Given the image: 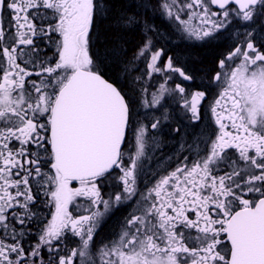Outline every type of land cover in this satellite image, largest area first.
<instances>
[{
    "label": "snow or ice",
    "instance_id": "snow-or-ice-1",
    "mask_svg": "<svg viewBox=\"0 0 264 264\" xmlns=\"http://www.w3.org/2000/svg\"><path fill=\"white\" fill-rule=\"evenodd\" d=\"M136 6L153 9L150 0ZM113 8L114 0H0V264H97L95 234L133 202L97 249L100 264H264V0H163L176 38ZM137 27L143 39L125 59L128 49L106 33ZM229 29L238 43L210 78L156 47L157 39L203 42ZM47 48L52 55L41 56ZM157 75L149 93L145 77ZM210 94L217 127L178 142L191 160L169 156L153 167L146 145L161 146L160 129L174 119L162 101L178 97L195 124ZM113 184L120 190L102 192ZM41 192L54 211L29 245L28 225L42 223L32 211ZM69 234L79 238L70 251Z\"/></svg>",
    "mask_w": 264,
    "mask_h": 264
},
{
    "label": "flooded vegetation",
    "instance_id": "flooded-vegetation-1",
    "mask_svg": "<svg viewBox=\"0 0 264 264\" xmlns=\"http://www.w3.org/2000/svg\"><path fill=\"white\" fill-rule=\"evenodd\" d=\"M125 1V0H124ZM129 9L132 10V13H135L139 19L147 20L150 22V24H154L156 26V29L160 32L167 33L168 35L172 36L173 38H176V33L173 31L174 24L172 21H170L166 16L162 15L158 4L162 3L163 0H150L151 5L153 6L152 10H149L145 12L143 9L137 10V4L142 3L143 0H127ZM181 2H184V0H181ZM213 11L217 10V6H210ZM131 13V14H132ZM7 14H5V20H7ZM182 19H187L186 15H182ZM193 23H198V21L194 20ZM139 35L140 39L139 42L134 46V48L127 51V55L129 58L132 56L134 50L136 49L137 45L142 41L143 37L141 35L140 28L137 27L135 29ZM231 29L227 31H221L216 35V38H208L203 42L199 41H181L180 43H171L166 42L163 39H157L156 40V47L158 48H166L165 58L167 56H173L178 57L174 61V63L177 66L184 67L186 71L189 73L200 77L205 76L207 78H210L215 71H217V62L218 59L223 58L224 55L227 54L228 51L232 50L236 43H238V40H236L235 36H230L228 32H230ZM233 41H236L234 43ZM41 48H44V42H40L39 45ZM99 44L97 45V47ZM54 51V48H47L44 52L41 53V56L47 55L51 56L52 52ZM215 51L216 54H213V61L209 64L206 62V57L210 56L212 54L211 52ZM195 53H200L203 56L200 58L199 56H196ZM239 63V61H237ZM141 70L144 68V64H140ZM138 73H134L136 75ZM107 78V77H106ZM32 79H36V77H32ZM162 82V78L157 75L154 77H145V84L148 88L149 93L155 91L159 84ZM180 79L177 77L174 80V83H180ZM174 83H172L170 86L174 87ZM139 86V85H138ZM185 87H191V88H197L199 87L197 84L193 83L191 85L185 84ZM203 90V89H201ZM217 89L213 88L212 92L215 93ZM213 96L210 94L208 97V100L202 102V107L200 109V120L193 124L190 120V113L185 114L182 104V101L178 100V97L176 98H165L162 103L165 106V108H169V110L173 113L174 119L171 123L164 124L160 129V137L163 141V144L159 147H157L151 140L148 141V145H146V155L153 156L154 159L152 161V166L156 167V160H160L162 163H167V157L169 156H179L180 160H183V157L185 155L190 157V160L192 158V154L189 153L187 150L180 149L179 141H181L182 138L187 139L189 142L192 141L194 134L199 133H205V132H211L214 130L217 126L214 123V117L208 107L209 103L212 101ZM162 110V109H161ZM142 111H149V110H142ZM156 115H159V111L155 112ZM145 123H148V121H145ZM150 127V125H149ZM179 127L181 130L177 134L173 131V129ZM157 135V133L153 131H149L147 136H154ZM204 139H207V135L203 136ZM214 138V137H213ZM127 140L129 143H132L133 141V135L132 132L129 131L127 133ZM201 147H203L201 145ZM134 151V150H132ZM195 151V149H194ZM233 150V154H234ZM205 154V153H201ZM176 166L175 160L171 163V165L168 166V170H172ZM119 172L114 173V175H119ZM166 174V173H165ZM149 183L147 185L144 184L143 179H141V182L139 184V187L142 191H146V187H151L152 183L154 181L151 180L149 177ZM73 186H78V182H74ZM119 187L113 184V186L110 188L108 186H105L102 189V192H115L119 191ZM39 201L40 199L42 202H46L50 200L49 196H46L43 192L39 194L38 197ZM87 199V198H85ZM84 198H77V201L75 202L77 205L80 203L83 204ZM41 203L37 204L38 206L32 207L33 212L39 213V219L42 221V223H37L33 221L28 225L32 229V233L27 241L26 244H32L37 241V236L35 235V232L38 227H42L43 224H46L48 220L51 219V212L54 211L53 205L48 203ZM46 205V206H45ZM43 206V207H42ZM135 206L134 202L127 204L125 206H121L119 208H116L104 222L100 226L98 232L94 236V243L92 245L91 251L94 254V258L97 260V264H100L99 256L97 253V249L102 246L104 243H108L110 240H112L115 235L120 231L121 226L124 222V218L129 215L133 207ZM69 211L73 212V215L75 216L77 212L75 211V208L73 205L69 206ZM86 214V213H81ZM79 238H74L71 236V234L68 235V239L66 240V246L67 250L70 251L72 248L77 247ZM61 255L66 254L65 251H61ZM42 255L45 259L48 257L47 249H45L42 252ZM74 264H79V258H74Z\"/></svg>",
    "mask_w": 264,
    "mask_h": 264
},
{
    "label": "trees",
    "instance_id": "trees-1",
    "mask_svg": "<svg viewBox=\"0 0 264 264\" xmlns=\"http://www.w3.org/2000/svg\"><path fill=\"white\" fill-rule=\"evenodd\" d=\"M129 5L127 0H114V8L113 13L115 14L118 11H126L128 13H132V10L129 9ZM135 14V13H132ZM136 15V14H135ZM137 16V15H136ZM150 23V22H149ZM107 38L109 40L111 39H119L120 43L123 44L124 47H126L128 50H132L134 46L139 42L140 35L136 30L133 31H119L118 33H115V35L112 32L106 33ZM101 39H104V36L101 37ZM99 47V46H98ZM210 56L206 57V62L209 64L213 61V54H216L215 51L211 52ZM196 56H199L200 58L203 56L200 53H195ZM125 59L129 58V56L126 54ZM118 71V68L116 66H112L110 68L106 69V72L108 75L115 76L116 72Z\"/></svg>",
    "mask_w": 264,
    "mask_h": 264
},
{
    "label": "rangeland",
    "instance_id": "rangeland-1",
    "mask_svg": "<svg viewBox=\"0 0 264 264\" xmlns=\"http://www.w3.org/2000/svg\"><path fill=\"white\" fill-rule=\"evenodd\" d=\"M51 199V198H50ZM40 201H41V204L43 205V203H46V202H42V200L40 199ZM85 201H86V199L84 198V201H83V203H85ZM48 204V203H47ZM46 204V205H47ZM80 204H82V203H80ZM45 205V206H46ZM38 205H36V207H37ZM43 207V206H42ZM52 207H54V205L52 206ZM101 211H103V207L101 206Z\"/></svg>",
    "mask_w": 264,
    "mask_h": 264
}]
</instances>
